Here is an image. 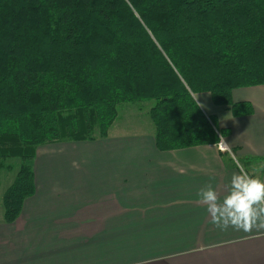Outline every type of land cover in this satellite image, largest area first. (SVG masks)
Segmentation results:
<instances>
[{"label": "trees", "instance_id": "trees-1", "mask_svg": "<svg viewBox=\"0 0 264 264\" xmlns=\"http://www.w3.org/2000/svg\"><path fill=\"white\" fill-rule=\"evenodd\" d=\"M264 86V0H0V170L14 223L35 193L39 146L106 138L122 104L151 103L160 151L217 144L194 95L235 117Z\"/></svg>", "mask_w": 264, "mask_h": 264}, {"label": "crops", "instance_id": "crops-1", "mask_svg": "<svg viewBox=\"0 0 264 264\" xmlns=\"http://www.w3.org/2000/svg\"><path fill=\"white\" fill-rule=\"evenodd\" d=\"M194 97L235 159L218 143L160 151L149 121L39 146L34 195L14 223L0 218V264H264V229L220 230L197 195L210 183L222 197L238 165L264 179V86L233 91L253 107L242 117Z\"/></svg>", "mask_w": 264, "mask_h": 264}, {"label": "clouds", "instance_id": "clouds-1", "mask_svg": "<svg viewBox=\"0 0 264 264\" xmlns=\"http://www.w3.org/2000/svg\"><path fill=\"white\" fill-rule=\"evenodd\" d=\"M220 141L224 142L222 137ZM238 168L222 197L209 183L199 189V201L206 207L210 222L222 231L229 227L246 233L264 229V179L250 174L242 165Z\"/></svg>", "mask_w": 264, "mask_h": 264}, {"label": "rangeland", "instance_id": "rangeland-1", "mask_svg": "<svg viewBox=\"0 0 264 264\" xmlns=\"http://www.w3.org/2000/svg\"><path fill=\"white\" fill-rule=\"evenodd\" d=\"M151 108V103H141L139 105L134 104H122L119 106V116L114 123V127L110 130L112 133L122 132L126 133H143V128L141 124L149 121L152 122L148 112ZM215 120V118H212ZM154 126V125H153ZM109 131V132H110ZM149 131V130H148ZM5 165L9 166L11 169H1L0 170V218L4 217V205H3V195L7 188L13 183L15 176L18 171L19 163L16 160H11L5 162Z\"/></svg>", "mask_w": 264, "mask_h": 264}, {"label": "built area", "instance_id": "built-area-1", "mask_svg": "<svg viewBox=\"0 0 264 264\" xmlns=\"http://www.w3.org/2000/svg\"><path fill=\"white\" fill-rule=\"evenodd\" d=\"M218 136H219V140L222 137V139L224 140V142L220 141L218 142V149L223 152V153H227L229 155H231L232 157H235V154L233 153L232 149L227 145L225 138L223 137V135H221V133L217 132Z\"/></svg>", "mask_w": 264, "mask_h": 264}]
</instances>
